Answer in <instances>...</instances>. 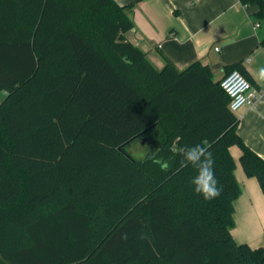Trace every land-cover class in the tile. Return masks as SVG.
<instances>
[{
  "label": "trees",
  "instance_id": "16d2710c",
  "mask_svg": "<svg viewBox=\"0 0 264 264\" xmlns=\"http://www.w3.org/2000/svg\"><path fill=\"white\" fill-rule=\"evenodd\" d=\"M255 3L264 28V0ZM132 3L0 0V257L5 264H264L232 234L231 145L264 191V158L199 60L157 68L126 33ZM264 47V32L260 34ZM227 72L242 63L226 66ZM146 145L136 159L128 146ZM203 144L221 194L180 166ZM153 153L166 170L152 162Z\"/></svg>",
  "mask_w": 264,
  "mask_h": 264
},
{
  "label": "crops",
  "instance_id": "0c3cea01",
  "mask_svg": "<svg viewBox=\"0 0 264 264\" xmlns=\"http://www.w3.org/2000/svg\"><path fill=\"white\" fill-rule=\"evenodd\" d=\"M132 3L134 28L126 35L162 68L171 62L178 69L199 60L210 67L213 78H222L227 65L240 61L244 75L258 91L252 104L235 113L237 133L244 143L264 158V47L256 25L255 3L242 0H115ZM218 47V49H215ZM4 91L0 90V102ZM235 177L241 192L233 203L231 234L239 243L251 247L264 244V191L256 177L248 176L241 163V149L231 145Z\"/></svg>",
  "mask_w": 264,
  "mask_h": 264
},
{
  "label": "clouds",
  "instance_id": "9594fccd",
  "mask_svg": "<svg viewBox=\"0 0 264 264\" xmlns=\"http://www.w3.org/2000/svg\"><path fill=\"white\" fill-rule=\"evenodd\" d=\"M259 73L261 77H264V68H261ZM179 153L182 156L179 162L181 167L190 164L197 170L191 181L194 192L206 201L217 198L221 194V189L218 187L219 182L214 172V158L208 148L203 144H198L181 148ZM152 162L161 165L162 170L168 168V164L157 158L155 153H153Z\"/></svg>",
  "mask_w": 264,
  "mask_h": 264
},
{
  "label": "built area",
  "instance_id": "2783aa9c",
  "mask_svg": "<svg viewBox=\"0 0 264 264\" xmlns=\"http://www.w3.org/2000/svg\"><path fill=\"white\" fill-rule=\"evenodd\" d=\"M220 85L229 97L228 107L233 112L244 105L252 104L259 96L258 91L238 69L226 72L221 78Z\"/></svg>",
  "mask_w": 264,
  "mask_h": 264
},
{
  "label": "rangeland",
  "instance_id": "374dc122",
  "mask_svg": "<svg viewBox=\"0 0 264 264\" xmlns=\"http://www.w3.org/2000/svg\"><path fill=\"white\" fill-rule=\"evenodd\" d=\"M128 149L134 158L140 159L143 156H145L146 145H144V143L141 141V138H136L133 141H131V143L128 146ZM0 264H5L1 257H0Z\"/></svg>",
  "mask_w": 264,
  "mask_h": 264
}]
</instances>
